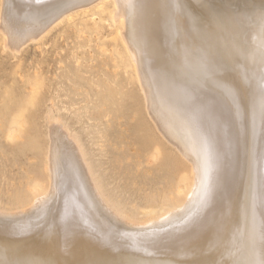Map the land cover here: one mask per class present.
<instances>
[{
    "label": "bare ground",
    "instance_id": "6f19581e",
    "mask_svg": "<svg viewBox=\"0 0 264 264\" xmlns=\"http://www.w3.org/2000/svg\"><path fill=\"white\" fill-rule=\"evenodd\" d=\"M105 1L0 0L3 49L41 38L42 18L47 34ZM111 3L145 107L177 155L166 158L172 188L129 216L85 153L51 141L46 189L0 207V264H264V0Z\"/></svg>",
    "mask_w": 264,
    "mask_h": 264
},
{
    "label": "rangeland",
    "instance_id": "374dc122",
    "mask_svg": "<svg viewBox=\"0 0 264 264\" xmlns=\"http://www.w3.org/2000/svg\"><path fill=\"white\" fill-rule=\"evenodd\" d=\"M105 2V9L96 6L104 10L90 7L83 10L86 15L74 16L75 21L70 14L71 22L63 18L67 22L58 21L60 25L47 34L49 17L42 18L37 34L43 36L38 40L13 36L20 52L4 50L0 32L1 208H15L20 197L46 189L45 159L51 141L85 153L104 194L124 214L137 217L150 200L171 190L166 158L176 160L177 155L145 107L134 64L129 65L131 56L122 36L116 35L122 23L113 22L114 4L111 8L110 0ZM19 21L21 29L25 23ZM12 119L20 135L10 141L6 135ZM148 139L159 141L160 147L153 149ZM46 232L40 229L35 236Z\"/></svg>",
    "mask_w": 264,
    "mask_h": 264
}]
</instances>
